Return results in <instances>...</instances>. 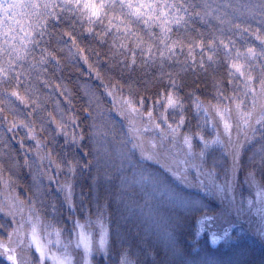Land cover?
<instances>
[{"label": "snow or ice", "instance_id": "obj_1", "mask_svg": "<svg viewBox=\"0 0 264 264\" xmlns=\"http://www.w3.org/2000/svg\"><path fill=\"white\" fill-rule=\"evenodd\" d=\"M237 40L245 41L243 50ZM81 63L99 85L73 81L86 98L73 111L66 74L83 75ZM222 65L226 76L219 71ZM209 77L211 96L206 95ZM101 89L128 123L129 138L115 154L95 139L93 105L103 107ZM53 98L50 111L46 105ZM89 120L85 133L81 123ZM149 132L151 148L157 147V137L161 145L170 142L177 150L173 164L182 169L145 149ZM86 136L93 148L81 157L77 150ZM252 143L259 148L249 160L255 164L258 158L261 180L254 169L246 171L243 182L254 198L237 205L241 156ZM218 148L232 160L222 183L217 165L223 161L213 159L207 167ZM137 151L181 185L197 188V195L143 171L129 178L125 167H134ZM24 168L31 194L21 199L12 173ZM0 186L6 190L0 193V214L11 220L0 224V257L7 264H97L101 255L111 264L122 225L137 212L153 216L152 201L158 197L186 213L203 209L197 236L216 219L208 214L211 199L257 216L258 235L264 238V0H0ZM136 187L144 204L132 198ZM230 232L211 233V243ZM118 264H135L127 247L119 252Z\"/></svg>", "mask_w": 264, "mask_h": 264}, {"label": "trees", "instance_id": "obj_2", "mask_svg": "<svg viewBox=\"0 0 264 264\" xmlns=\"http://www.w3.org/2000/svg\"><path fill=\"white\" fill-rule=\"evenodd\" d=\"M193 2L198 3L199 0H193ZM142 27L143 25H141V28ZM197 27L202 29L205 28V26L199 24ZM153 31L158 30L154 29ZM251 42L256 43L254 40H251ZM244 43L245 41L243 40H237V44L242 50ZM106 67L107 66L102 63L101 71ZM80 69L84 73L83 75H81L80 72L75 71L66 74V82L73 90V102L75 105L73 111H77L86 103V98H83V94L78 92L79 85L74 84L73 81L79 78L80 81H87L93 86L99 85V81L95 80L94 76L92 79H89L86 65L81 63ZM219 71L226 76V70L223 65ZM189 78L191 77L189 76ZM207 83L208 91L206 95L211 96L210 77L208 78ZM101 95L103 96V107L96 108L95 105H93V112L96 117L95 123L99 131V135L95 137V139L100 142H106V146L113 154H115L119 149L124 147L122 142L129 138L128 123L112 110L111 98L104 95L102 89ZM60 102L63 107H68V105L63 103L62 97L60 98ZM55 105L56 99L53 98L46 106L52 111L55 109ZM78 115L84 116L86 114L83 111H78ZM91 123L90 120L81 123V127L85 130V133H87ZM195 123V119H192V124L194 125ZM144 137L145 149L147 151L155 152L158 154L162 163L177 168L172 161V156L176 154L177 150L173 149L170 142H165L161 145L159 138L157 137L155 140L157 147L152 149L150 144L152 133H145ZM259 140L260 135L257 133L255 141ZM60 142L63 143L62 137L60 138ZM196 144L197 147L195 148V151L198 152V141ZM13 146L17 149V152H19V145L13 142ZM92 148L93 144L90 143L86 136V139L83 142V149L77 150L78 155L83 157L84 152H91ZM128 148H131V144H128ZM258 148V143L245 144V149L241 156V171L238 174V182L235 186L234 193L237 205H239L242 200L246 201L248 198H254V193H251L249 186L243 182L246 171L254 169L256 171L257 180H261L258 158L255 164L250 163L249 160L253 155V152ZM19 158L22 163L23 156H20ZM179 158L182 157L177 156V159ZM213 159L223 161L222 164L217 165L218 182L222 183L224 181L223 171L231 165V157L225 155V149L218 148L209 156L207 167H211ZM132 163L134 167H125V173L129 178H132L134 172L138 174L143 171L145 174L157 176L166 183L172 184L177 191L186 195L196 196L198 193L197 188L185 187L177 182L169 172H166L165 169L161 167L160 163L142 160L138 151L135 152L132 157ZM5 165L7 166L6 160ZM182 167L183 166H180L177 170L182 169ZM194 175V172L191 173L188 179L191 181ZM12 176L14 179L18 180V184L13 185L16 194H19L21 199H25L31 194L27 187L32 182L28 169L24 168L20 170L19 173H16L15 170H13ZM4 178H9V172L7 170L4 173ZM63 180L64 174H61L60 182H63ZM45 183H47L46 179ZM145 190L148 191L149 186H146ZM5 191L6 190L0 186V193ZM51 192L53 196L57 195L55 185L51 186ZM131 195L139 204H144V195L139 187H136L134 193ZM0 199H3V196H0ZM50 202L51 197L49 198V203ZM206 203L208 204L209 209L208 214L214 215L216 219L208 225V231L197 236L196 220L199 215L204 214L203 209H197L186 213L173 207L170 203L167 205L165 198L153 200L152 206L157 210L154 218H144L145 216L137 212L127 224L122 225L119 237L114 238L113 250L115 255L118 256L122 248L127 247L129 256L135 261V264H215L216 259H224L225 264H232V258L230 255L234 253H243L245 254V262H239L247 264H264V240L258 235V220L252 217L250 213H238L231 206L220 205L219 202L215 200L209 199ZM146 208L147 206H145V209ZM115 210V205H113L112 211L114 212ZM114 215L117 217L116 212ZM10 223V218H6L0 214V224ZM210 227H213V229L210 230ZM225 228L231 229L230 235L226 240H222V244L214 247L211 243L210 234L215 232L217 235H222ZM0 232H3V228H0ZM230 241L232 243H229ZM219 262L222 263L221 260H219ZM0 264H7L2 257H0ZM101 264H103V261H101Z\"/></svg>", "mask_w": 264, "mask_h": 264}, {"label": "rangeland", "instance_id": "obj_3", "mask_svg": "<svg viewBox=\"0 0 264 264\" xmlns=\"http://www.w3.org/2000/svg\"><path fill=\"white\" fill-rule=\"evenodd\" d=\"M149 190H150V186H149ZM162 198H164V197L154 198L153 200H160V199H162ZM166 201H167V200H166ZM168 204H169V202L167 201V205H168ZM152 208L155 209V212H154V215H155L156 212H157V210H156V208H155L154 206H152ZM145 210H147V208H146ZM154 215L151 216V217H144V218H154ZM212 229H213V227H210V230H212ZM208 230H209V229H208V226H207L205 232L208 231ZM203 233H204V232H203ZM226 239H227V238H225L224 240H226ZM224 240H223V241H224ZM263 240H264V238H263ZM222 243H223V242L221 241L220 243L214 245V247H217L218 245H220V244H222ZM229 243H232V242L230 241ZM230 256H231V258H232V264H236V263H237V264H247V263H243V262H245V260H244V258H245V254H243V253H234V254H231ZM2 259L4 260L3 257H2ZM219 260H221L222 263H220ZM4 261H6V260H4ZM239 261H243V262H239ZM224 262H225L224 259H216V263H215V264H225ZM6 263H7V261H6Z\"/></svg>", "mask_w": 264, "mask_h": 264}, {"label": "clouds", "instance_id": "obj_4", "mask_svg": "<svg viewBox=\"0 0 264 264\" xmlns=\"http://www.w3.org/2000/svg\"><path fill=\"white\" fill-rule=\"evenodd\" d=\"M112 212H113V211H112ZM115 212H116V210L113 212V225H114V226H115V221H116V219H117V217L114 215ZM243 213H245V214L250 213V214H251V212H249L246 208L244 209ZM251 216L254 217V218H256V219L258 220V222H259V218H258L257 216H255V215H253V214H251ZM101 261H103V264H105L102 255L99 256V257L97 258V264H101ZM111 264H118V256L114 255V256L112 257Z\"/></svg>", "mask_w": 264, "mask_h": 264}]
</instances>
